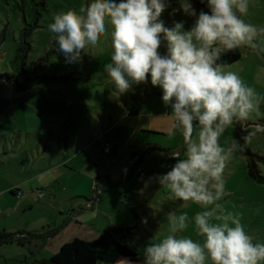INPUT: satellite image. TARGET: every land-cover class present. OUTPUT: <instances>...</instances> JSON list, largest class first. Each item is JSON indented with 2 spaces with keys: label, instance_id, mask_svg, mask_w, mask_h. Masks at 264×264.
<instances>
[{
  "label": "rangeland",
  "instance_id": "rangeland-1",
  "mask_svg": "<svg viewBox=\"0 0 264 264\" xmlns=\"http://www.w3.org/2000/svg\"><path fill=\"white\" fill-rule=\"evenodd\" d=\"M0 2L7 12L0 16V74L16 75L15 60L21 46L22 60L36 63L39 75L69 74L73 78L36 81L21 89L23 93L15 91V86L3 89L11 91L5 95L11 106L0 114V236L5 232L6 238H0V264H20L25 258L30 263V249L37 248L41 252L34 254V259L49 258L50 247L57 240H86L118 227L131 230L126 243L136 254L130 258L132 264H144V248L155 242V235L167 234L168 212H187L191 217L202 210L198 205L169 199L166 189L147 182L154 174L170 171L176 162L171 156L182 153L185 147L179 131L169 136L173 131L171 108L162 102L160 88L151 85L150 75L146 83L132 84L129 91L119 92L104 70L113 54L109 37L102 36L94 47L86 46L78 63H66L64 55L55 50L56 37L49 31L54 16L68 10L78 12L91 0H46V11H41L39 20L27 15L26 21L22 0ZM172 6H178L177 0H172ZM194 7L197 12L208 11L206 6ZM170 12L171 8L161 16L167 27L181 20L186 21L185 29L192 26L194 18L182 13L170 16ZM244 19L264 26V0H250ZM37 21L39 26L35 27ZM256 43V50L240 47V59L230 65V70L256 89L261 102L258 114L234 121L220 139L222 146L233 137L245 145L226 168L222 202L242 213V224L254 243H264V184L248 174L249 163L255 161L264 177V51L260 50L264 49V39ZM165 50L162 45L161 53ZM31 94L38 103L14 116L16 105L28 101ZM133 109L137 113H130ZM29 117L41 125H59L28 129ZM249 132L256 134L245 143L241 138ZM143 219L147 223H142ZM48 228H60V236L38 243L36 248L30 235ZM20 233L29 237L17 240ZM179 235L202 240L191 225ZM119 258L107 257L101 262L115 264Z\"/></svg>",
  "mask_w": 264,
  "mask_h": 264
},
{
  "label": "clouds",
  "instance_id": "clouds-1",
  "mask_svg": "<svg viewBox=\"0 0 264 264\" xmlns=\"http://www.w3.org/2000/svg\"><path fill=\"white\" fill-rule=\"evenodd\" d=\"M249 3L206 0L208 11L197 12L192 0H177V7L172 0H91L78 12L56 14L49 25L55 50L68 64L80 62L86 46L109 37L113 54L104 70L111 82L125 93L132 84L146 83L150 75L151 85L162 90V102L171 108L169 136L179 131L184 138L183 152L171 156L176 162L170 171L154 174L147 182L166 189L169 199L202 210L191 217L168 212L167 234L155 235V242L144 248V264H264V243H254L242 224V213L222 202L226 168L245 145L233 137L222 146L220 139L234 121L258 114L261 102L254 87L220 62L237 48L256 50V41L264 39V26L244 19ZM169 8L170 16L194 18L192 26L185 29L186 21L181 20L167 27L161 16ZM255 134L241 139L250 142ZM190 225L202 240L179 235ZM115 264L132 261L122 257Z\"/></svg>",
  "mask_w": 264,
  "mask_h": 264
},
{
  "label": "trees",
  "instance_id": "trees-1",
  "mask_svg": "<svg viewBox=\"0 0 264 264\" xmlns=\"http://www.w3.org/2000/svg\"><path fill=\"white\" fill-rule=\"evenodd\" d=\"M38 1L39 2H31L28 0H22L23 7L21 11L22 18L24 21H26L27 15L35 17L37 20H39L41 11H46V0ZM193 3L195 5L206 6V0L204 4H202L200 0H194ZM26 5L29 6V9L26 8L24 10L23 8ZM16 6L20 7L18 5ZM4 13H7L5 10V6L3 3L0 2V16L4 15ZM38 26L39 22L37 21L35 27ZM2 36L3 34L0 35V41L2 39ZM22 51H24V48L20 46L18 48L19 54H17L15 60L16 69L18 70L16 72V75L11 76L8 74H0V92H2L0 96H2V98L8 100V97L5 95L7 93H11V91L4 92L3 89L11 88L10 86H15V91L20 93L22 92L21 89H28L32 84L36 83V81H38V83H47L73 79L72 76L69 74L62 76H49L45 73H42V75H39V72L36 71V63L32 62L30 64L22 60L23 56L20 55L22 54ZM240 57L241 52L239 48H237L232 52L224 54L220 62H226L228 65H231L237 62ZM28 65L30 66L29 69ZM159 93H162V90L159 89ZM31 97H33V94H31L28 98ZM130 113H137V110L133 109V111ZM250 155L255 158H260L256 154ZM260 173L261 172L258 170L255 161H251L248 165L249 176L257 183L264 184V177ZM105 180L108 182L107 178H105ZM10 193L13 194V191H11ZM59 229L60 228H56V230ZM2 235L4 234L2 233ZM131 235V230L129 228L118 227L114 229H109L104 234L99 235L96 239L92 241L73 239L72 241L63 244L59 248L58 252L48 259L32 261L30 263L27 262V260H23L20 262V264H100V262L106 256L135 258V251L130 249L126 243V239L131 237Z\"/></svg>",
  "mask_w": 264,
  "mask_h": 264
},
{
  "label": "crops",
  "instance_id": "crops-1",
  "mask_svg": "<svg viewBox=\"0 0 264 264\" xmlns=\"http://www.w3.org/2000/svg\"><path fill=\"white\" fill-rule=\"evenodd\" d=\"M9 100H6V99H4V98H2V96H0V114L2 113V112H5V111H7V110H9V106H11L10 104H9V102H8ZM33 103H38V99H36V98H34V97H31V98H29V100L28 101H25V102H22V103H20V104H17L16 106L18 107V108H15V110L13 111V114H14V116L17 114V113H19V114H17L16 115V117L17 116H20V114L23 112V111H28V110H30V105H32ZM34 105V104H33ZM2 111V112H1ZM26 123H29V124H31V125H28V129H33V130H37V131H39L40 129H45V128H50V129H54V128H56L58 125H59V122H58V124H57V126L56 127H53L52 125H48V126H46V125H41L40 123L38 124V123H34V117H29V119H26ZM12 188H8L7 190H10V191H13V190H11ZM76 226V225H75ZM79 226V225H78ZM77 227V226H76ZM78 228V230H81L82 228H80V227H77ZM49 230L46 232L45 230H42L41 232H38V233H36V234H34V235H30V238H33L34 240H36V248H37V244L38 243H43L45 240L48 242L49 241V238H51V237H55L56 238V236L57 237H59L60 236V234H61V232L59 233V230H56V228H52V229H50V228H48ZM88 232H90V233H92V230L91 231H88ZM4 235H2L1 234V236H0V238H2V239H6L5 238V232H2ZM59 233V234H58ZM21 235L20 236H22L21 238H18L17 240H20V241H25L28 237H29V235L28 234H25V233H20ZM58 234V235H57ZM99 236V235H98ZM7 237V236H6ZM97 237H95V238H89V239H86L85 241H92V240H94V239H96ZM54 239V238H53ZM70 242V240L67 238V239H65V238H63V239H60V240H57L56 242H54V243H52V245H51V247H50V253L48 254V255H50V257L51 256H53L54 254H56L57 252H58V250H59V248L63 245V244H65V243H67V242ZM72 241V240H71ZM11 242V241H10ZM19 243V245L23 248L22 249V251L21 252H24V244L23 243ZM53 242V241H52ZM39 249L37 248V249H35V250H32V249H30V258H33L32 259V261H38L37 259H34V254H38L39 253ZM41 252V251H40ZM48 257V256H47ZM49 257V258H50ZM107 257H113V256H106L105 258H107ZM104 258V259H105ZM114 258V257H113ZM43 259H48V258H43ZM23 260H27V258H25V259H23ZM22 260V261H23ZM32 261H30V262H32Z\"/></svg>",
  "mask_w": 264,
  "mask_h": 264
},
{
  "label": "built area",
  "instance_id": "built-area-1",
  "mask_svg": "<svg viewBox=\"0 0 264 264\" xmlns=\"http://www.w3.org/2000/svg\"><path fill=\"white\" fill-rule=\"evenodd\" d=\"M42 196V194L40 195V197Z\"/></svg>",
  "mask_w": 264,
  "mask_h": 264
}]
</instances>
